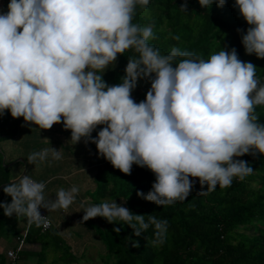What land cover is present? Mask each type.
<instances>
[{"label":"clouds","instance_id":"1","mask_svg":"<svg viewBox=\"0 0 264 264\" xmlns=\"http://www.w3.org/2000/svg\"><path fill=\"white\" fill-rule=\"evenodd\" d=\"M214 2L222 7L227 0H198L205 9ZM149 3L8 0L7 11L0 10V117L7 111L44 130L61 123L71 144L94 143L97 155L125 175L134 164L147 168L154 182L137 196L170 206L188 198L190 177L211 192L253 174L249 162L237 157L264 155V122L257 112L264 108V78L234 47L203 55L173 46L162 53L150 43L157 39L153 27L134 22L138 7L147 12ZM233 7L248 25L241 35L245 53L264 59V0H234ZM179 10L187 12V0ZM126 52L134 55L125 75L108 84L102 74ZM139 79L150 87L136 102L132 91ZM49 156L60 160L62 153L50 146L31 152L27 161L34 165ZM45 189V181L21 174L3 187L11 201H0V209L48 228L39 209L68 213L80 189L60 187L55 199ZM80 210L82 221H122L135 236L152 226V244L165 243L167 219L149 214L145 220L115 200L81 202Z\"/></svg>","mask_w":264,"mask_h":264},{"label":"trees","instance_id":"2","mask_svg":"<svg viewBox=\"0 0 264 264\" xmlns=\"http://www.w3.org/2000/svg\"><path fill=\"white\" fill-rule=\"evenodd\" d=\"M5 1L0 10L7 11ZM182 2L150 0L147 12L138 7L134 22L153 27L157 39L150 43L164 54L173 46L203 55L218 51L220 47L225 50L234 47L239 58L254 63L258 67L257 74L264 78V59L244 51L241 35L248 25L238 9L233 7L234 0H227L222 7L214 2L207 9L201 7L198 0H187L186 13L179 10ZM175 35L180 36L179 41L172 38ZM131 55L134 53L119 55L114 65L104 73L103 79L108 84L121 82ZM149 87L147 79L138 80L132 91L136 102L144 99ZM257 112L260 121L264 122V108H257ZM17 119L5 111L0 117V136L14 134ZM98 130L99 127L93 131V137ZM87 144L95 153L96 163L101 164L94 175L98 196L103 195L107 200H123L125 207L133 213L145 214V220L150 214L168 221L162 246L152 244L155 238L152 226L139 236H135L133 229L122 221L115 224L107 221L104 227L94 228L105 249L99 258L101 264H264V155L237 157L248 161L254 171L243 181L234 179L231 187L221 189L217 186L215 191L208 192L207 186L201 188L197 179L186 200L159 206L137 196V191L146 194L150 190L155 179L150 170L134 164L131 174L125 175L97 155L94 143ZM114 228L120 231L116 232ZM238 228L254 234L239 232ZM46 233L34 226L31 236L26 235L25 239H40ZM135 241L138 247H134ZM43 251L41 245L35 252L40 260L43 259ZM25 254V251L17 253L15 264Z\"/></svg>","mask_w":264,"mask_h":264},{"label":"crops","instance_id":"3","mask_svg":"<svg viewBox=\"0 0 264 264\" xmlns=\"http://www.w3.org/2000/svg\"><path fill=\"white\" fill-rule=\"evenodd\" d=\"M50 146L62 153L60 160H53L49 156L42 163H28L27 156L31 152ZM100 166L95 161V153L83 139L77 144H71L70 130L64 129L61 123L44 130L25 124L22 117L18 118L15 133L0 136V201L10 203L11 197L3 193L2 189L21 174H28L37 181H45V193L50 194V199H55V191L60 187L76 185L80 191L68 213L48 212L43 208L51 225L45 236L36 240L25 239L26 235L31 236L34 224H27L25 217L5 216L3 209H0V264H5L4 253L8 249L15 251L16 256L20 251L28 253L20 257L18 264H68L73 259L77 262L76 257L83 254L85 243L91 245L98 242L103 247L95 229L102 228L100 224L107 223V220L96 217L82 221L83 210L78 211L81 202L100 203L114 200H107L103 195L97 194L94 175ZM20 240L22 242L17 244ZM41 245L44 251L43 259L40 260L35 252L39 251ZM71 248H74L77 256L72 253ZM67 257L72 260L66 259Z\"/></svg>","mask_w":264,"mask_h":264},{"label":"rangeland","instance_id":"4","mask_svg":"<svg viewBox=\"0 0 264 264\" xmlns=\"http://www.w3.org/2000/svg\"><path fill=\"white\" fill-rule=\"evenodd\" d=\"M3 2H6V1L3 0ZM0 3L3 4L1 0H0ZM7 3H8V0H7ZM116 202H118V204H121L122 206H125V202L123 200H119ZM105 225H106V223L100 224L101 227H104ZM238 231L239 232H245L246 234H249V235L254 234V232H251L249 230H245L244 228H238ZM97 243L91 244L92 246L89 245L88 243H85V245L83 246V254L81 255V257H79V256L76 257L77 262L73 259L68 264H101V260L99 258L102 254L105 253V249L103 247H101L100 244H97ZM76 249H78V248L76 247ZM79 249H81V248H79ZM71 251L75 256H77L76 255L77 252L74 250V248H73V250L71 248ZM73 258H75V257H73Z\"/></svg>","mask_w":264,"mask_h":264},{"label":"built area","instance_id":"5","mask_svg":"<svg viewBox=\"0 0 264 264\" xmlns=\"http://www.w3.org/2000/svg\"><path fill=\"white\" fill-rule=\"evenodd\" d=\"M1 7H2V4L0 3V8ZM190 179H193L194 183L197 181L196 178H191L190 177ZM39 211H40L41 215L46 216V213H45V211H44L43 208H40ZM26 222H27V220H26ZM50 225H51V223H50ZM48 228H44L43 226H41V227H39V230H40V232L43 233V232L47 231ZM21 242H22V240L18 241L17 244H20ZM4 258H5V264H15V262H16V254H15V251L10 250V249L6 250L5 253H4Z\"/></svg>","mask_w":264,"mask_h":264}]
</instances>
